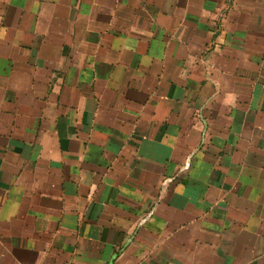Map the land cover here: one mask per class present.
Wrapping results in <instances>:
<instances>
[{
    "label": "crops",
    "instance_id": "1",
    "mask_svg": "<svg viewBox=\"0 0 264 264\" xmlns=\"http://www.w3.org/2000/svg\"><path fill=\"white\" fill-rule=\"evenodd\" d=\"M0 264H264V0H0Z\"/></svg>",
    "mask_w": 264,
    "mask_h": 264
}]
</instances>
